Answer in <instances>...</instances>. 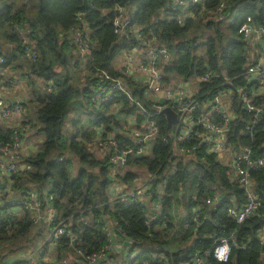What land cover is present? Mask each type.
<instances>
[{
  "label": "trees",
  "instance_id": "obj_1",
  "mask_svg": "<svg viewBox=\"0 0 264 264\" xmlns=\"http://www.w3.org/2000/svg\"><path fill=\"white\" fill-rule=\"evenodd\" d=\"M223 1L226 7L217 11ZM115 5L131 9L132 22L143 26L145 36L157 37L158 43L169 49L170 63H161L167 76L191 75L196 70L203 73L206 67L215 73L211 79L200 82L197 99L207 101L220 90L230 91L237 117L230 123L227 142L235 150L249 146L255 160L264 158V121L247 128L252 125L253 116L244 107L238 91L243 86L259 88L258 81L246 77V66L252 58L250 44L239 28L249 16L264 23V0H204L189 9L173 5L170 0H0V87L13 82L15 76L10 72H20L28 79L30 96L23 103L26 116L18 129L29 125L43 137L15 171L0 179V190H6L10 183L24 197L30 190L42 198L50 192L56 197L55 206L66 230L77 236L72 242L70 236L63 235L54 244L51 238L45 239L52 223L1 218L0 263L15 253L39 250L37 264H92L90 256L115 242L107 235L110 217L121 229L117 236L121 235L128 244L122 249L114 247L104 259L93 264H194L195 253L205 256L206 264H264V167L251 170L255 193L262 205L238 223L229 214V208H242L247 199L245 189L236 180L235 169L219 155L208 153V143L202 140L181 143L196 144L195 156L178 154L173 145L174 127L168 128L164 113L153 117L159 132L151 154L137 157L132 169L120 175L110 172L114 146L104 158L97 156L95 150L105 141L98 138L114 132V127L119 126V115L136 114L137 110V105L130 104L129 97L120 90L100 103L92 101L101 71L123 77L130 94L145 109L152 106L146 86L123 76L117 67L119 57L132 44L115 33L113 13L109 12ZM79 15H83L89 27L91 51L87 55L76 51L74 43L72 28L80 23ZM228 17L231 40L222 28ZM27 44L36 52V60L26 57ZM85 107L90 111L87 126L76 121L74 129L67 132L64 120L70 108L81 112ZM144 115H137L138 122L145 119ZM195 115L200 117L199 112ZM216 119L220 121L221 117L217 115ZM195 129L204 131L201 125ZM12 132V128L0 125V138L5 142L11 140ZM115 139L119 148L138 147L125 134L117 132ZM75 158L79 161L77 174ZM134 166L145 167L149 174L144 178V187L150 193L148 203L113 198L110 193L116 179L125 191L142 178ZM170 168H174L171 174L167 173ZM216 194L220 201L209 204L208 199ZM4 196L2 211L13 201ZM154 214L156 218L152 219ZM231 236L234 241L228 261L206 255L220 239ZM187 242H191L190 246L185 245ZM67 253L72 254V263L68 262ZM46 255L49 261L43 260Z\"/></svg>",
  "mask_w": 264,
  "mask_h": 264
},
{
  "label": "built area",
  "instance_id": "obj_2",
  "mask_svg": "<svg viewBox=\"0 0 264 264\" xmlns=\"http://www.w3.org/2000/svg\"><path fill=\"white\" fill-rule=\"evenodd\" d=\"M170 1L173 5L189 9L204 0ZM225 7L226 4L223 1L219 4L217 11H222ZM111 11L113 13L112 23L115 33L119 38H125L132 44L119 57V66L117 67L121 70L123 76L133 78L146 86L152 106L149 110L145 109L143 104L130 94L123 77H113L106 71H101L98 75L100 83L93 93L92 101L100 103L109 99L114 92L120 90L129 97L130 104L133 106L137 105V110L136 114L119 115V126L114 127V132L110 133L106 138H103V136L98 138L105 141L101 142L99 147L97 146L98 148L95 150L97 156L104 158L110 147L114 146L115 150L110 154L112 164L110 172L113 175H120L132 169L131 166L137 157L149 155L152 152L155 137L159 132V126L153 118L154 115L156 113L162 114L164 109L170 108L176 114V120L172 127H174L173 145H175L174 148L178 154H186L189 157L195 156V151L198 147L196 144L185 146L181 145V143L192 139L202 140L208 143V153L219 155L226 164L235 169L236 180L245 189L247 202L242 208L237 205L230 207L229 214L238 223H242L262 205V200L255 193V182L251 176V170L256 167H264V158L255 160L252 158V150L249 146H243L239 150H235L227 142L230 123L237 117L235 110L232 109L233 96L231 92L220 90L214 98L207 101H199L196 96L200 82L211 79L215 73L211 72L209 67H206L203 73H200V70H196L191 75L167 76L161 68V63H170L172 56L169 49L160 45L157 37L147 38L145 36L143 26L132 22L133 12L128 7L115 5L113 9H109V12ZM162 16H164V13H162ZM79 19L80 23L72 28L74 43L77 46L76 51L87 55L91 51L89 27L83 15H79ZM182 19L183 17L179 18V21L181 22ZM239 32L250 44L248 50L252 63L246 66V77L259 83V88L257 89H250L248 86L238 88L244 107L253 116L252 125L247 127L252 129L259 121H264V61L262 60L264 58V23L256 21L249 16L240 26ZM25 50L27 58L31 60L37 59L33 47L27 44ZM226 79L228 83L231 82L230 78ZM15 81L14 78L9 86ZM4 88H8V86L0 87V121L8 123L7 125L10 124L9 127L13 129V132L11 140L8 142L0 138V179L9 176L21 165L20 162L23 155H29V153L23 154L22 141L24 135L29 131V125H24L21 130L18 129L21 127L20 124L25 121L26 107L23 103L27 99L11 103L2 94ZM196 112L200 113V117L195 115ZM139 114H145V119L142 122H138L137 115ZM217 115L221 117L220 121L216 119ZM198 125H201L204 131L195 129ZM117 132L131 138L130 140L138 147L128 145L119 148L118 141L115 139ZM99 133L101 132L99 131ZM93 146L92 144L91 147ZM26 166L30 167L29 165ZM173 171L174 168H170L167 173L171 174ZM140 180L141 178L136 180L133 188L124 191V185L120 180L116 179L110 189L112 197L120 196L124 200L140 199L148 203L150 193L144 187L146 179L144 181ZM165 183L166 179L160 184V189L163 188ZM0 192V196H2L5 195L6 190H0ZM1 198L0 206L3 204ZM55 198V195L50 192L45 193L44 198H42L38 192L30 190L26 193L24 199L18 202L14 200L8 205V209L5 211L0 210V219L6 218L16 221L25 218L34 222L52 223L49 239L51 238L54 244L63 235L70 236L72 242H74L77 236L66 230V226L55 206ZM219 201L220 196L218 194L208 199V203L211 205H215ZM231 201L235 202L234 199ZM154 218H156L155 214L152 215V219ZM111 220L113 219L110 217L107 220L109 227L107 235L110 240L114 238L115 242L90 256L89 259L92 264L104 259L114 247H117V232H120L121 229L116 228L117 222L113 220L112 224ZM115 228L116 230H114ZM261 239L264 240V230L261 233ZM233 241V236L220 239L214 249L207 251L206 255H213L219 261H228L232 254L231 242ZM37 252L28 250L22 253H15L3 264H17L19 261H22L21 264H37L39 261ZM43 260L49 261V255L43 257ZM194 264H206V257L195 253Z\"/></svg>",
  "mask_w": 264,
  "mask_h": 264
},
{
  "label": "crops",
  "instance_id": "obj_3",
  "mask_svg": "<svg viewBox=\"0 0 264 264\" xmlns=\"http://www.w3.org/2000/svg\"><path fill=\"white\" fill-rule=\"evenodd\" d=\"M264 61V58L262 59ZM11 75L15 76V82L11 85L8 86V88H4L3 91V96L10 101L11 103H15L17 101H22L23 99H27L30 96V86H29V81L26 77L22 76V73L20 72H10ZM20 80V81H18ZM8 123L4 122V121H0V125H4L9 127V125H7ZM12 124V123H11ZM34 132L28 131V133H26L24 135L23 138V154H28L30 152V150H34L36 148L37 143H40L42 141L41 136L36 134L34 136L33 135ZM29 136H31V138H29ZM29 138V142H27L26 140ZM142 172H146L147 176H142L140 174V176L142 177L140 181H144V178H147L149 176L148 172L146 171H140ZM1 195V192H0ZM4 195L0 196L3 197ZM4 198H6L7 201H11V200H15V202H18L22 199H24V194L18 190H13L11 187V184H7L6 185V192H5V196ZM112 224H113V220ZM42 225H44V222H41ZM45 239L47 240L49 238V232L45 233ZM118 242V241H117ZM117 245V243H116ZM53 250V248H52ZM49 255L51 254L48 253ZM68 259H72V254L70 256L69 253H67ZM70 257V258H69ZM68 261V260H67Z\"/></svg>",
  "mask_w": 264,
  "mask_h": 264
},
{
  "label": "rangeland",
  "instance_id": "obj_4",
  "mask_svg": "<svg viewBox=\"0 0 264 264\" xmlns=\"http://www.w3.org/2000/svg\"><path fill=\"white\" fill-rule=\"evenodd\" d=\"M188 11H186L185 13H187ZM184 13V14H185ZM187 16V15H186ZM216 19V18H215ZM224 19V18H223ZM183 20V19H182ZM230 22H231V20H230V18L228 17V18H225L224 20H223V22H222V28H223V30L224 31H226L227 33H228V38H229V40H231L232 39V33L231 32H229V30H228V27H229V25H230ZM210 37L212 36V33H209L208 34ZM217 43H218V41L215 39V44L217 45ZM217 61V63H220V60L219 59H217L216 60ZM117 66H119V61H117ZM8 72L6 71V74H7ZM12 73H14V72H12ZM9 75H11L10 73H9ZM38 84V83H37ZM30 86V85H29ZM31 88V87H30ZM81 98H83V96L81 95ZM81 101H82V99H81ZM79 111H81V112H78V110H77V108L76 109H72V108H70V110L68 111V113H67V115H66V117H65V130L67 131V132H70V131H72L73 129H74V122H76V121H80L81 120V124L82 125H86L87 126V124H88V121H87V119H88V116H89V109H88V107H85L84 109H81V110H79ZM92 126H91V124H90V128H91ZM29 131H31V132H34L33 133V135H31V136H34V135H36L37 133L35 132V131H33V130H31L30 129V126H29V129H28ZM31 136H29V138H31ZM41 136V135H40ZM29 138L26 140L27 142H29ZM41 139H43V137L41 136ZM38 144V143H37ZM24 157H26L25 155H23V158H22V161L21 162H23V159H24ZM75 160V167H74V171L76 172V174H77V172H78V168H79V161L75 158L74 159ZM133 169H135V170H137V172H138V174L140 175H142V176H147V173L146 172H140V171H145V167H143V166H134L133 167ZM97 171H99V168H97L96 169ZM75 174V175H76ZM190 244H191V242H187L185 245L186 246H190ZM68 262H70V263H72L73 262V259H69V261Z\"/></svg>",
  "mask_w": 264,
  "mask_h": 264
},
{
  "label": "water",
  "instance_id": "obj_5",
  "mask_svg": "<svg viewBox=\"0 0 264 264\" xmlns=\"http://www.w3.org/2000/svg\"><path fill=\"white\" fill-rule=\"evenodd\" d=\"M164 114H166L168 119V128H171L176 120V114L174 111L170 108H166L163 111ZM117 248L122 249L123 246L128 244V241H123V238L121 236H117Z\"/></svg>",
  "mask_w": 264,
  "mask_h": 264
}]
</instances>
